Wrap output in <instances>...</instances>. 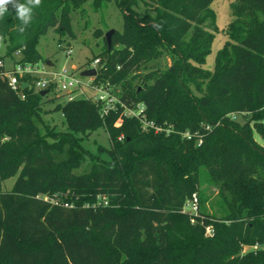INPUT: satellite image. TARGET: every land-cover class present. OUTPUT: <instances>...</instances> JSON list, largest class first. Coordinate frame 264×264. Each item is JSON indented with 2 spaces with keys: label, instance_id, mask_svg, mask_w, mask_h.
Returning a JSON list of instances; mask_svg holds the SVG:
<instances>
[{
  "label": "trees",
  "instance_id": "1",
  "mask_svg": "<svg viewBox=\"0 0 264 264\" xmlns=\"http://www.w3.org/2000/svg\"><path fill=\"white\" fill-rule=\"evenodd\" d=\"M88 1L42 0L23 33L11 7L0 18V264H264V142L255 140L264 141V0L231 4L214 72L204 68L218 31L214 0H93L123 13L93 83L120 85L118 97L143 106L165 129L158 134L122 107L102 116V103L83 97L46 110L59 92L51 84L41 96L32 76L10 86L6 60L46 63L40 38L51 29L75 37L71 13ZM164 56L166 69L142 72ZM53 112L66 131L45 120ZM101 128L107 157L84 145Z\"/></svg>",
  "mask_w": 264,
  "mask_h": 264
},
{
  "label": "rangeland",
  "instance_id": "2",
  "mask_svg": "<svg viewBox=\"0 0 264 264\" xmlns=\"http://www.w3.org/2000/svg\"><path fill=\"white\" fill-rule=\"evenodd\" d=\"M234 1L235 0H214L211 5V8L216 12L218 31L215 33L211 53L208 55L204 64V68L210 72L215 71L216 56L229 40L227 27L233 20L230 6ZM138 11L143 13L145 11V7L140 4ZM71 18L75 37L67 35L61 37L54 29H51L46 35L40 38L38 50L44 60L47 61V64L50 62L53 64L52 67L56 69H66L72 72L74 76L80 79L84 84L91 83L94 81V78L82 77L81 72L88 69L89 62H92L97 58L101 59L100 54L103 52L105 47L104 37L110 30L123 31V13L116 6L115 2L105 1L102 3L100 8L96 9L93 4V0H90L83 4L80 8L74 9L71 13ZM97 30H102L104 32V36H96L95 33ZM59 44H61L63 48H59ZM68 48H71L72 50L71 55L66 53ZM6 51V44L2 43L0 45V57L5 56ZM171 63V59L164 56L161 59L144 66L142 68V72H150L151 70L157 68L164 70L170 66ZM6 66L8 69L11 68L12 62L10 59L6 60ZM49 67H51V65H49ZM121 89L122 88L119 85V89L114 90L112 88L111 93L118 97ZM83 90L89 99L96 96V92L90 88L83 87ZM50 98L56 99L54 102L46 104V110H52L58 104H64L67 101L66 96L61 93H58L57 95L51 94ZM44 118L46 121H49L52 126H56L59 131H66V126L63 124V117L61 113L53 112L52 114L44 115ZM235 119L239 123L244 122L242 116L240 115L235 116ZM255 140L259 144L263 145L264 141L262 137L256 132ZM84 145L92 152L99 154L102 157H107L106 154L99 151V148H110L108 133L104 128H101L94 132L89 139L84 142ZM86 168L87 165L76 170V173H82ZM14 181L15 178H12L4 182L3 190L10 191L13 187ZM207 195L211 197V200L206 204V206L210 211H212L214 210L212 207L216 208V190L209 188V190H207ZM192 206L193 203L189 202V208L187 210L191 211ZM212 234L213 229L211 227L207 228L205 235L212 236ZM246 250L249 249L246 248Z\"/></svg>",
  "mask_w": 264,
  "mask_h": 264
},
{
  "label": "built area",
  "instance_id": "3",
  "mask_svg": "<svg viewBox=\"0 0 264 264\" xmlns=\"http://www.w3.org/2000/svg\"><path fill=\"white\" fill-rule=\"evenodd\" d=\"M59 48H63L61 44L58 45ZM66 53L68 55L72 54L71 48H68ZM16 57L20 58V52L15 54ZM101 60L99 58L95 59L89 64L88 69L97 70L100 67ZM8 69V68H7ZM7 72L6 76L9 79L10 86L13 90L17 91L20 86V79L25 76H32L38 78L36 82L31 86L37 92H41L43 90H48L51 84L56 85V90L66 96L67 101L71 102L78 98H85L88 100H93L94 102L102 103V116H107L111 112H117L119 107L125 109V115L128 117L137 118L143 125L144 131L153 130L156 134L165 131V129L161 126H158L153 121L147 120L146 116L143 114L144 107L139 105L136 109L127 108L126 105L122 102V100L113 95L111 93L112 88L108 85L98 86L93 82L84 84L80 79L76 78L74 74L66 69H56L54 67H49L47 63H40L36 65L32 64H21V63H12V66ZM27 87H30L27 85ZM83 87L90 88L94 92H96V96L89 99L87 94L84 92ZM167 132L170 130L167 129ZM190 138L189 134L185 135ZM202 144V140H200L199 145ZM48 200L47 197L44 198ZM192 210H197V199L194 198Z\"/></svg>",
  "mask_w": 264,
  "mask_h": 264
},
{
  "label": "clouds",
  "instance_id": "4",
  "mask_svg": "<svg viewBox=\"0 0 264 264\" xmlns=\"http://www.w3.org/2000/svg\"><path fill=\"white\" fill-rule=\"evenodd\" d=\"M42 0H0V18H3L11 9L14 10L16 18L20 21L19 31L23 33L27 26L32 23L34 9L38 8ZM3 37H0L2 40Z\"/></svg>",
  "mask_w": 264,
  "mask_h": 264
},
{
  "label": "water",
  "instance_id": "5",
  "mask_svg": "<svg viewBox=\"0 0 264 264\" xmlns=\"http://www.w3.org/2000/svg\"><path fill=\"white\" fill-rule=\"evenodd\" d=\"M115 33V30H110L106 35H105V38H106V41H107V44H108V47L111 48V41H112V36L114 35ZM48 65H51L53 66L52 63L48 62ZM97 70L95 69H86L84 71L81 72V76L82 77H88V78H95L97 76ZM49 93L48 90H43L40 92V95L41 96H46L47 94Z\"/></svg>",
  "mask_w": 264,
  "mask_h": 264
}]
</instances>
